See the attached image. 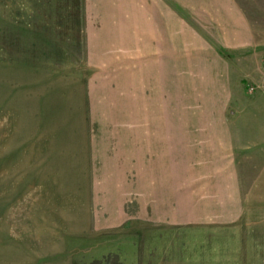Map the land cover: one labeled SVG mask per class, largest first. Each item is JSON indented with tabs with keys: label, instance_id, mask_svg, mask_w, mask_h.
I'll use <instances>...</instances> for the list:
<instances>
[{
	"label": "rangeland",
	"instance_id": "374dc122",
	"mask_svg": "<svg viewBox=\"0 0 264 264\" xmlns=\"http://www.w3.org/2000/svg\"><path fill=\"white\" fill-rule=\"evenodd\" d=\"M123 7L0 0V264H264V21Z\"/></svg>",
	"mask_w": 264,
	"mask_h": 264
},
{
	"label": "crops",
	"instance_id": "0c3cea01",
	"mask_svg": "<svg viewBox=\"0 0 264 264\" xmlns=\"http://www.w3.org/2000/svg\"><path fill=\"white\" fill-rule=\"evenodd\" d=\"M124 7L121 13L130 20L163 21H264V0H118ZM129 15V16H127ZM203 40L200 39V42ZM201 52L209 46L201 43ZM206 51V52H207ZM200 53V52H196ZM212 66V65H211ZM211 68H214L212 66ZM218 89L206 96H245L226 90L228 79L215 71ZM213 80L214 77L211 76ZM234 81V80H233ZM254 96H264V90Z\"/></svg>",
	"mask_w": 264,
	"mask_h": 264
},
{
	"label": "built area",
	"instance_id": "2783aa9c",
	"mask_svg": "<svg viewBox=\"0 0 264 264\" xmlns=\"http://www.w3.org/2000/svg\"><path fill=\"white\" fill-rule=\"evenodd\" d=\"M250 91H253L254 89H255V87L254 86H250Z\"/></svg>",
	"mask_w": 264,
	"mask_h": 264
}]
</instances>
